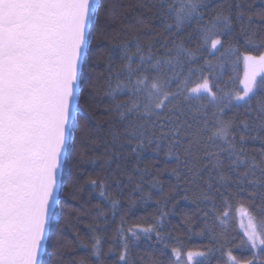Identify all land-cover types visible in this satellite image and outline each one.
Instances as JSON below:
<instances>
[{"label":"trees","instance_id":"16d2710c","mask_svg":"<svg viewBox=\"0 0 264 264\" xmlns=\"http://www.w3.org/2000/svg\"><path fill=\"white\" fill-rule=\"evenodd\" d=\"M104 2L114 6V15L105 20L102 13L100 23L91 29L88 67L82 70L84 79L78 98L80 125L75 129V147L70 155L65 154L66 163L60 173L63 184L60 222L45 242L43 258L47 264H78L81 257L91 253L98 239L103 264H117L125 245L128 264H177L173 249L181 255L211 250L210 264H232L229 252L238 260L250 259L252 250L239 227L236 209H243L261 227L264 132L257 130L261 123L257 113L264 102V90L256 89L248 103L240 102L224 114V119H234L233 143L247 161L236 169L232 168L227 153L219 156V166L216 158L204 159V145L198 143L195 131L184 130L175 136L177 125L164 123L171 115L167 109L150 117L137 112L129 114V108L142 97L124 94L116 102L127 107L118 112L109 93L118 80L127 79L124 62L113 54L126 43L139 42L146 56L148 44L154 43L151 55L155 58L166 51L162 49L164 43L168 48L181 45L191 49L196 56L204 58L197 60L198 65L210 62L211 70H206L204 75L211 77L216 85L213 90L234 96L241 91L239 53L252 51L245 48V36L255 33L252 39L257 44L264 39V20L254 15L264 0H201L203 7L199 12L203 19L191 20L180 31L175 27L169 31L166 27L175 23L169 8V5L178 6L175 0ZM217 15L229 17L231 30L225 29L226 34L220 37L211 36L204 45L199 29ZM242 26L246 30L243 35ZM216 38L223 42V47L218 46L219 51L211 48V39ZM229 46L238 52L229 53ZM121 72L124 75L118 77ZM199 75L192 77L188 87L200 82ZM261 79L264 74L258 81ZM84 121L87 127L83 126ZM244 121L250 126L248 132L240 127ZM133 130H146L147 135L130 140L125 132ZM241 135L246 138L244 143L240 142ZM141 140L142 146L137 147ZM217 143L220 147L213 151L227 147ZM169 151L171 156L167 155ZM222 183L224 187L220 186ZM207 184L231 194L208 202ZM149 226L156 231L148 234L141 231ZM157 233L161 238L158 239ZM91 259L93 264H98L96 257Z\"/></svg>","mask_w":264,"mask_h":264},{"label":"snow or ice","instance_id":"6c2138e0","mask_svg":"<svg viewBox=\"0 0 264 264\" xmlns=\"http://www.w3.org/2000/svg\"><path fill=\"white\" fill-rule=\"evenodd\" d=\"M175 2L178 6L169 5L175 21L174 25H166L169 31L173 27L180 31L191 20L203 19L199 12L203 7L201 0ZM113 9L104 0H0V264H47L43 258L45 242L60 222L58 212L63 192L60 173L66 163L65 154L70 155L75 147V129L80 125L78 98L84 79L82 70L88 67L91 29L100 23L102 13L105 20L111 19ZM254 15L264 20V3ZM230 24L227 16L217 15L209 20L199 29L203 44L207 45L211 36L225 35V29L231 30ZM245 31L242 26L241 34ZM254 35L245 36V48L252 51L239 53L248 71L242 93L235 96L213 90L216 85L211 77L204 75L206 70H211L210 62L198 65L197 60L204 58L196 56L191 49L181 45L168 48L164 43L162 49L166 51L155 58L151 55L154 43L148 44L147 56L139 42L122 45L113 55L124 62L127 79L118 80L109 93L115 110L119 112L127 107L116 102L120 95L142 97L129 108V114L137 112L150 117L167 109L171 115L164 123L177 125L175 136L184 130L195 131L198 143L204 145V159L216 158L219 166V156L227 153L233 169L247 164L233 143L234 119L226 120L224 114L240 102L248 103L256 89L264 90V79L257 80L264 73V39L257 44L252 39ZM218 46L223 47L222 40L211 39V48L219 51ZM227 51L238 52L232 46ZM197 73L200 82L188 87ZM123 75V72L117 74ZM212 108L215 111H210ZM257 116L261 120L257 130L264 132V102ZM83 126L87 127V121ZM240 127L245 132L250 130L247 121ZM125 135L135 140L146 136L147 131H126ZM245 139L241 135L240 142L244 143ZM218 141L227 147L213 151L220 147ZM142 143L141 140L137 147ZM167 155L171 156V151ZM251 167L254 169L255 165ZM261 173L264 175V169ZM247 175L245 172L244 178ZM206 187L208 202L231 194L212 184ZM259 210L264 212V200ZM141 231L148 234L156 228L149 226ZM246 231L251 258L238 260L229 252V259L232 264H264V221L258 230L250 216ZM157 237L161 238L159 233ZM99 243L97 239L91 253L81 257L78 264H93L92 256L98 264H103ZM176 252L173 249L174 255ZM210 255L211 250L188 251L186 264H210ZM120 261L128 264L126 245L117 264Z\"/></svg>","mask_w":264,"mask_h":264},{"label":"rangeland","instance_id":"374dc122","mask_svg":"<svg viewBox=\"0 0 264 264\" xmlns=\"http://www.w3.org/2000/svg\"><path fill=\"white\" fill-rule=\"evenodd\" d=\"M241 63H242V77L240 80L241 91L239 93H242V91H243V81L245 80L246 72L248 71V69L245 67V63H244L242 56H241ZM261 74H264V73H261ZM261 74H259L257 76V80ZM236 94H238V93H236ZM236 217H237L241 232L243 233L244 237L247 239V231L246 230H247V225H248L250 216L243 209L237 208L236 209ZM253 223H255L257 225V228L259 230L260 225L258 223H256V220L253 219ZM175 257H176L178 264H186V260H187L186 253L184 255H181L180 253H176Z\"/></svg>","mask_w":264,"mask_h":264}]
</instances>
